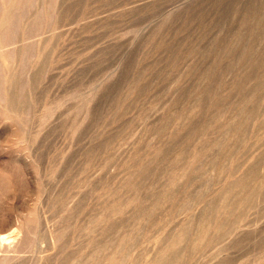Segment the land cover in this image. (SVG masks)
<instances>
[{
	"label": "rangeland",
	"instance_id": "1",
	"mask_svg": "<svg viewBox=\"0 0 264 264\" xmlns=\"http://www.w3.org/2000/svg\"><path fill=\"white\" fill-rule=\"evenodd\" d=\"M32 11L9 35L38 33L13 72L23 112L0 117V234L18 218L32 238L10 255L145 264L184 233L176 264H264V0H59L25 25Z\"/></svg>",
	"mask_w": 264,
	"mask_h": 264
},
{
	"label": "bare ground",
	"instance_id": "2",
	"mask_svg": "<svg viewBox=\"0 0 264 264\" xmlns=\"http://www.w3.org/2000/svg\"><path fill=\"white\" fill-rule=\"evenodd\" d=\"M58 1L59 0H0V71H1V68L4 69V66H5L6 71L8 72L4 76H1L2 75V72H1V75H0V117H2L4 119H12L11 116L19 115L23 112V108L21 107V103H19L20 105L19 104L17 105L15 102V98H17L19 96V93H17V88L23 82L20 79H15L13 76V74H14L13 72L22 68L20 66L24 65V61H26V60H22V57L26 54L28 48L34 44V43H30L29 40H30V38L38 35V33L32 32V33H34V35H29V33H23L20 38H13V37L9 38V35L11 36L13 31L17 28V23L20 21L19 8L24 7L25 5H27L30 2H34V11L30 12L25 17V19H27V20H25V25L36 24L35 21L38 18H40L42 15L47 14L51 10H53L55 8V4ZM54 26L57 29V24H50L49 26L46 27V28H48V27L49 28L46 31H44L43 33L49 32L50 30H52V28ZM5 59H6V63L9 64L8 67H6V63H4ZM6 80L9 82L8 87H5L3 85L4 81H6ZM94 86L96 87L97 84H95ZM245 125H244V127H245ZM244 131H245V129H244ZM69 200H70V198H69ZM131 202H133V201L127 200L125 203H123L121 205H115L112 208L110 207L111 212L108 216H111L113 214H117V213L124 211L128 206L131 205ZM66 205L67 206L69 205L68 202ZM189 205L190 206H188V209H191L194 207L195 203H193V204L191 203ZM105 208H107V207L105 206ZM105 208L103 209V211H105ZM64 209H68V208L65 207ZM141 211H143V210H141ZM200 215L202 216L200 219L203 221V219L205 217V211L200 213ZM142 216H144V215H142ZM96 217L99 218L98 214L96 215ZM101 217L102 216L100 215V219H101ZM193 217H194V215L191 218H193ZM104 219H105V217H104ZM103 220H101V221L103 222ZM101 221L98 220V223ZM92 222L93 221H91V223ZM15 223H16V227L14 228V230H12L9 233H1L0 234V264H19V260H20L19 257L20 256L10 255V254L20 252L19 249L21 247L28 246L32 241V238L30 236V230L28 228L29 224L20 222L18 218L15 219ZM94 223H96V222H94ZM240 226H242V225H233L231 227V229L234 231L235 229H237ZM201 228H209V227H205V226H201V227L198 226L197 227V229H201ZM92 230L93 229H91L90 231L92 232ZM233 231H231V233ZM62 232H63V230H62V227H60V226H54L51 229L48 227V236H49L48 239H49V241H51L52 243L53 242L55 243L56 241L58 242L59 238L63 234ZM121 238H122V236H121ZM178 238H179V241L165 246L167 249V252H170V253L166 252L165 255H164V248H162V244H164V241L161 244L159 243V245L154 244L151 247V250H149L151 252H149V255L145 259H143V262L145 264H176V263H178L179 259L175 256V254L177 255V251H176V253H174L173 250H175V247L177 246V244H179L181 241H183V239L186 237H185L184 233H181ZM114 239L116 240V237ZM223 240L224 239L222 238L221 240H218L215 243H220ZM124 241H126V240H124ZM124 241L121 242L122 245L125 243ZM128 241H130V240H128ZM128 241H126V242H128ZM132 241L133 240H131V244L133 245L134 241L133 242ZM113 242H114V240H113ZM113 242H110V243L113 245L114 244ZM102 243H104V242H101V244H95L91 247V250H90L91 253L89 251L90 255H87V256H90V257H88V259H91V254H92V256L95 254H97V256H98V254L102 253L100 251L103 250L104 248L109 247L111 249L112 245H110L108 247L105 246V245H109L110 243L109 244L106 243L105 245H103ZM119 243H117V245ZM117 245H115V246L117 247ZM119 246H121V245H119ZM130 246H131L130 242H129L128 246H125V248H127L128 253H129L128 249L130 248ZM108 249H107V251H108ZM123 251H121V252H123ZM162 252H163V255L161 254ZM113 253L114 252H112V254L109 255V257L114 256L115 253L114 254ZM128 253H127V255H129ZM105 254L106 253L104 251V253L102 255H105ZM122 254H124V252ZM122 254H121V257L123 256ZM95 256L93 257V259H95ZM101 256H100V258H101ZM105 256H107V255H105ZM41 257H43V255L40 256L39 258H37V262L39 264H41L40 261L43 260ZM96 258H98V257H96ZM103 258H104V256L101 259H99L98 262H100V260H102ZM88 259H86V260L88 261ZM122 259H123V257H122ZM98 262L96 263L93 260V263H95V264H98ZM21 263H23V262L21 261ZM119 264H121V263H119ZM179 264H181V263H179Z\"/></svg>",
	"mask_w": 264,
	"mask_h": 264
}]
</instances>
